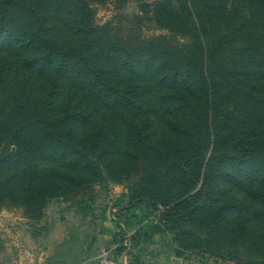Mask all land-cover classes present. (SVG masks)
I'll list each match as a JSON object with an SVG mask.
<instances>
[{
  "label": "trees",
  "instance_id": "16d2710c",
  "mask_svg": "<svg viewBox=\"0 0 264 264\" xmlns=\"http://www.w3.org/2000/svg\"><path fill=\"white\" fill-rule=\"evenodd\" d=\"M109 1L0 0V210L132 177L176 256L264 264V0Z\"/></svg>",
  "mask_w": 264,
  "mask_h": 264
},
{
  "label": "rangeland",
  "instance_id": "374dc122",
  "mask_svg": "<svg viewBox=\"0 0 264 264\" xmlns=\"http://www.w3.org/2000/svg\"><path fill=\"white\" fill-rule=\"evenodd\" d=\"M139 1L127 0L123 4L113 1L103 5L92 4L94 23L102 24L115 20L118 15L137 13ZM131 184H133L132 177L121 178L118 181L101 179L86 188L83 195L71 199L51 200L45 207L43 216L37 221L25 218L22 207L2 208L0 210V264H20V262L31 264L35 256H42L41 252L43 247H46V242L41 241L38 246L36 238L44 235L47 228L55 236L58 234L60 236L65 231L69 234L73 227H69L68 231V226L75 224L80 216L82 219L93 218L95 212H98L101 219L114 223L116 239L113 251L117 246H123L122 251H125L128 256L127 261L121 264H159L153 259L160 254L172 255L175 257H171L173 260H178L173 263L170 261L166 263L165 260V263L160 264H178L177 262L181 259L187 264H233L231 261L214 257H200L194 251H184L181 256H176L173 251L175 247L173 235L162 229L157 219V212L147 216L144 203L137 205L129 203L128 194ZM232 192L239 197H246L236 188H232ZM66 220L67 223L64 222ZM139 228L140 230L136 233ZM148 254L151 255L147 256Z\"/></svg>",
  "mask_w": 264,
  "mask_h": 264
},
{
  "label": "crops",
  "instance_id": "0c3cea01",
  "mask_svg": "<svg viewBox=\"0 0 264 264\" xmlns=\"http://www.w3.org/2000/svg\"><path fill=\"white\" fill-rule=\"evenodd\" d=\"M150 1V0H140ZM138 2V3H139ZM80 219V220H79ZM77 219L75 224L67 227L71 228V232H63L62 234L53 235V233L47 228L45 234L36 238V243L41 244L46 242V247H43L42 256H35L32 259L31 264H96L97 255L100 249L113 246L112 236L115 231L114 223L110 220H103L99 217L98 212H95L93 218H83L82 216ZM64 222H68L67 220ZM39 254V252H36ZM115 257L120 263L127 261V254L125 251L115 253ZM151 254H148L149 256ZM153 255V254H152ZM38 257V259H37ZM175 258L172 255L160 254L158 257H154V261L160 263H166L168 261L174 262ZM35 261V262H33ZM178 264H187L183 259ZM20 264H23L20 262ZM201 264V263H200Z\"/></svg>",
  "mask_w": 264,
  "mask_h": 264
},
{
  "label": "built area",
  "instance_id": "2783aa9c",
  "mask_svg": "<svg viewBox=\"0 0 264 264\" xmlns=\"http://www.w3.org/2000/svg\"><path fill=\"white\" fill-rule=\"evenodd\" d=\"M114 247L115 245L100 249L97 255L96 264H121L113 253Z\"/></svg>",
  "mask_w": 264,
  "mask_h": 264
}]
</instances>
